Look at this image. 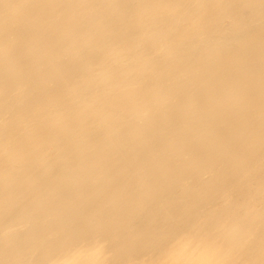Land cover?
Listing matches in <instances>:
<instances>
[{
  "label": "bare ground",
  "instance_id": "6f19581e",
  "mask_svg": "<svg viewBox=\"0 0 264 264\" xmlns=\"http://www.w3.org/2000/svg\"><path fill=\"white\" fill-rule=\"evenodd\" d=\"M0 264H264V0H0Z\"/></svg>",
  "mask_w": 264,
  "mask_h": 264
}]
</instances>
